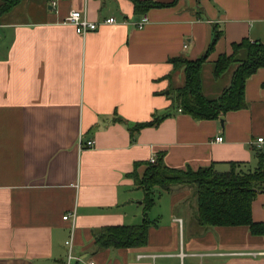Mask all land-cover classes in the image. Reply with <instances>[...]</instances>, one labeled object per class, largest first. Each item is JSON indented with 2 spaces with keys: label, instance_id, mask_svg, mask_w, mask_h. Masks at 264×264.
<instances>
[{
  "label": "crops",
  "instance_id": "1",
  "mask_svg": "<svg viewBox=\"0 0 264 264\" xmlns=\"http://www.w3.org/2000/svg\"><path fill=\"white\" fill-rule=\"evenodd\" d=\"M73 9L98 27L83 34L65 23ZM0 24V264H264V235L248 226L186 223L177 206H193L189 186L154 189L155 204L168 192L171 217L148 211L145 246L99 248L95 238L104 226L144 222L146 193L131 173L142 176L153 156L179 169L256 167L264 67L247 80V108L222 123L173 113L170 88L184 70L170 59L204 55L215 25L223 35L204 68L243 38L264 42V0H178L142 14L131 0H23ZM169 112L132 139L131 127ZM252 209L264 221V192Z\"/></svg>",
  "mask_w": 264,
  "mask_h": 264
},
{
  "label": "trees",
  "instance_id": "2",
  "mask_svg": "<svg viewBox=\"0 0 264 264\" xmlns=\"http://www.w3.org/2000/svg\"><path fill=\"white\" fill-rule=\"evenodd\" d=\"M23 0H3L0 14L11 10ZM136 13H146L152 8L168 7L177 3L159 0H131ZM223 35L215 25L214 37L207 51L195 60L183 56L172 57L170 62L175 71L184 70L185 82L172 86L173 113L191 115L197 120L217 119L229 111L247 108L246 83L260 68L264 67V42L253 41L249 37L232 44L231 54H221L214 63L213 76L217 84L230 75L227 86L215 90L214 96L205 91L203 69L216 43ZM264 86V83H263ZM155 116L153 120L141 122L131 127L132 139L144 127L158 126L167 116ZM256 167L244 169L239 163H232L227 171H219L214 165L198 169H179L168 166L161 154L156 162H147L146 170L140 176L135 170L131 176L136 184L145 190L144 222L140 225H111L102 227L95 235L99 248L142 247L148 243V211L155 205V188L173 191L189 186L196 200V222L200 227L248 226L255 235H264V221L253 218V202L264 192V152L256 149ZM140 164V163H139ZM138 165V163H137Z\"/></svg>",
  "mask_w": 264,
  "mask_h": 264
},
{
  "label": "rangeland",
  "instance_id": "3",
  "mask_svg": "<svg viewBox=\"0 0 264 264\" xmlns=\"http://www.w3.org/2000/svg\"><path fill=\"white\" fill-rule=\"evenodd\" d=\"M213 64L206 65L203 71V79H204V87L205 91L209 96H214V93H210L213 90H217L222 87V82L219 83V86L213 81V73H212ZM178 84H184L185 82V73L182 71L180 78L178 77ZM159 189V187H158ZM157 203L150 209L149 217L154 218L155 216L160 217L161 220H167L171 217V206L169 203V194L166 191H162V195H158ZM195 200H193V206H189L187 203H180L177 206L178 212L181 213L186 223L194 226L196 224V214L197 208L195 206ZM163 214V215H160Z\"/></svg>",
  "mask_w": 264,
  "mask_h": 264
},
{
  "label": "built area",
  "instance_id": "4",
  "mask_svg": "<svg viewBox=\"0 0 264 264\" xmlns=\"http://www.w3.org/2000/svg\"><path fill=\"white\" fill-rule=\"evenodd\" d=\"M64 22L76 25L77 27H79V29H81L83 34H86L88 32V30L96 29L98 27V25H99V23H97V22H93V21L88 20L87 17L83 16L82 11H79L77 9H73L70 12L69 16L65 19ZM148 22H149V17H148V15L144 14L142 16L141 20L136 23V26L142 29V28L145 27V25ZM104 23H107V24L116 23V19H115V17H110V18L106 19L104 21ZM2 37H3V33L1 31V24H0V40L2 39ZM217 140L218 141H222L223 140V136L220 135L219 137H217ZM258 141L259 142H263L264 141V137H259ZM94 144H95V141L93 139L92 140H88L86 142V145L88 147H92ZM156 160H157V157L153 156L150 159V162L154 163V162H156ZM70 216H71V214L70 215H65L64 218L68 219ZM73 216L75 217V214ZM73 225H74V223H73ZM67 244L70 245V251H69V261H70L73 258L72 254H71L72 241L68 240ZM69 264H70V262H69ZM89 264H98V263L96 261H90Z\"/></svg>",
  "mask_w": 264,
  "mask_h": 264
},
{
  "label": "water",
  "instance_id": "5",
  "mask_svg": "<svg viewBox=\"0 0 264 264\" xmlns=\"http://www.w3.org/2000/svg\"><path fill=\"white\" fill-rule=\"evenodd\" d=\"M224 120H225V117L224 116H221L222 123L224 122Z\"/></svg>",
  "mask_w": 264,
  "mask_h": 264
}]
</instances>
